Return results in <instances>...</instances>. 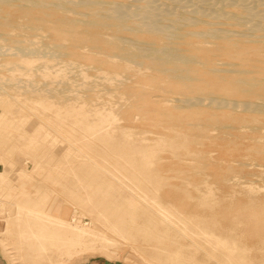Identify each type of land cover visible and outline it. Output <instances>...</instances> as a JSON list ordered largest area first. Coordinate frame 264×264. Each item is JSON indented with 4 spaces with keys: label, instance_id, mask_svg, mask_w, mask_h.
<instances>
[{
    "label": "rangeland",
    "instance_id": "1",
    "mask_svg": "<svg viewBox=\"0 0 264 264\" xmlns=\"http://www.w3.org/2000/svg\"><path fill=\"white\" fill-rule=\"evenodd\" d=\"M122 1L132 6L139 2ZM154 2L163 6L162 0ZM172 2L165 0L166 5L176 7ZM2 6L10 17L16 18L17 12L12 5ZM3 25L0 24V30L7 40H0V43L9 45L17 38L19 30ZM41 25L38 33L46 35V41L51 38L62 40L64 60H78L83 64H80L82 68L69 66L65 70L73 71L70 73L75 75L80 69L83 76L69 78L68 71L57 72V61L63 59L52 61L36 56V60L35 56L11 55L7 50L0 53V78L25 74L16 78L20 90L7 85L6 90L0 88V254L6 264L45 263L38 257L34 263L29 261L30 255L34 256L38 250L27 245L29 240L20 235L22 229L30 231L28 226L36 228L33 222H48L49 227L59 229L66 224L56 221L64 218L79 228L94 225L95 229L110 236V231L101 225L103 217L100 215L96 221L98 213H105L109 221H114L124 210L135 215L136 222L132 227L137 228L143 212L155 214L158 208L168 213L169 223L155 219L154 233L163 234L161 230L166 227L168 242L154 243L151 247L148 242L142 244L143 238L132 240L112 235L113 240L107 243H75V251L61 260H51V264H81L94 258L118 264H192L194 258H201L206 264H217L223 261L225 252L231 247L236 249V254L243 251L246 257L243 264H264V146L248 141L251 132L235 128L225 135L224 130L217 127L223 122L222 118L231 113L228 109L179 107L173 101L182 96L179 84L169 82L161 75L147 74L146 69L138 70L134 64L123 63L116 57L107 58L105 48L85 46L76 49L77 54L69 52L67 41H81L86 36L80 28L73 33H64L54 30L48 23ZM26 38L38 40L37 34H27ZM139 38L149 37L140 35ZM228 56L227 52L222 53L217 60L225 61ZM259 57L264 60V52L247 55L250 61ZM19 62L38 67H33L35 71L19 69V73L18 69L10 68L11 64L10 69L5 64ZM52 63H55L54 67ZM26 71H45L43 74L50 71L47 78L37 77L36 82L39 85L47 83L44 85L54 89L65 87L64 93L61 90L63 94L50 96L35 90L23 92L26 85L34 89L37 84L28 79ZM106 72L121 78H116L111 86L101 79ZM66 75L72 81L66 79ZM210 89L224 92L230 87L225 83L216 86L198 82L187 94L203 95ZM108 110L113 114L110 119L104 117ZM234 114L249 119L256 117L255 123L264 122V114L260 112ZM196 123L203 126L199 129L194 126ZM263 132L264 128H261L262 138ZM28 136L33 143L29 142ZM123 195H134L137 205H123ZM113 203L117 209L111 208ZM46 215L49 216L47 222L43 218ZM197 228L203 230L200 236L204 234L209 240L208 244L202 243L207 251L203 254L192 250L193 246L189 247V244L193 245L190 237L196 236ZM172 237H178L179 244L170 243ZM215 237L219 238L218 252L212 249ZM170 249H177L178 254L169 255Z\"/></svg>",
    "mask_w": 264,
    "mask_h": 264
},
{
    "label": "bare ground",
    "instance_id": "2",
    "mask_svg": "<svg viewBox=\"0 0 264 264\" xmlns=\"http://www.w3.org/2000/svg\"><path fill=\"white\" fill-rule=\"evenodd\" d=\"M172 1L176 7L171 8L170 6L172 5H166L167 3L165 4V0H162L161 2L163 6L155 4L156 2H154V0H139V2L133 6L124 4V1L122 0H0V6L3 4L12 5L17 12L16 18L13 19L9 16L7 10H4L0 7V24H4L6 27L8 25V27L10 26L12 29L19 30L17 33V38H14L12 41L10 40L12 43L9 45L5 44V42V45L2 43L3 41L7 40V37L5 36L3 30H0V40L2 41L0 43V53H3L4 50H7L10 51L9 53L11 55L20 53L29 57L39 56L40 58H51L52 61L56 60L55 58H58L59 60L63 59L60 62L57 61L59 64L57 72H62V70H65L66 68L69 69V66L71 68H82L81 65L83 64L78 60H64L63 56L65 52L63 49V43L61 42L62 40L59 41V39L51 38V41H46L45 39L47 36L38 33V30H41L43 27V25H41L42 23H48L53 27L54 30L64 33H73L76 31V29L80 28L81 31L86 34V36L81 41H67V43H70L68 45L66 44V48H69V52H74L77 54L76 49L85 46L86 48H105V54L107 55V58L116 57L123 63H130L132 65L134 64L138 70L146 69V71H142L147 72V74L161 75L167 81L179 84L181 93L180 95L182 96L173 99V101L179 104V107H196V109L197 107L228 109V111L231 113L226 114L224 118H222L223 122L220 124V127L217 128L223 129L226 133L225 135L231 133V129L236 128L237 130L242 131L240 128H245L246 131L251 132V135H249L248 138L249 142H252V144H255L259 147L264 146V144H262V142L264 143V138L260 136V129L264 128V122L261 123L259 121V123H255L253 121L256 117L249 119L244 115L234 114L238 112L257 114L260 112L264 114V60H260L259 57L258 59L254 58L250 61L249 58H247V55L250 52H264V0ZM188 1L195 3L191 4L188 3ZM4 25L2 27H5ZM233 27H238V29ZM7 34L10 33L7 32ZM27 34H37L38 40H29L26 38ZM140 35H147L149 38H139ZM39 37L42 39L39 40ZM197 41L202 43L198 45L196 44ZM207 43L210 45H205ZM225 52H227L229 56L225 59V61L218 62L217 58H219V56ZM35 59L37 60V57ZM5 64H7L6 67L8 68L11 64L12 67L10 68L16 71L18 69V72L20 71L19 69H32L35 71L33 67H38L31 63L28 64V62ZM53 64L55 63H52V66ZM87 66L90 67L91 65ZM86 68L87 67H85V69ZM2 70L4 69L2 68ZM65 71L69 72V70ZM29 72L26 73L28 79L35 82L37 77L45 79L47 78V75L51 73L50 71V73L48 72L46 74H43L45 71L43 73L39 71H37L39 73ZM70 72L73 73V71ZM81 72L82 70L79 69L78 73L80 74ZM20 74L17 73L16 76L19 78L20 76L18 75ZM79 74L75 73V75H73H82ZM23 75L25 76V74ZM23 75L21 74V76ZM62 75H65V73H62ZM67 75L66 79L72 81L69 78H71L70 76L73 77V75L70 73L69 78ZM143 75L144 74H142V76ZM114 76L106 72L101 79L102 81L107 82L108 84L110 83L109 85H111L117 81V75L116 78ZM17 77H14L11 74L10 76L7 75L5 77H1L4 80L2 81L0 78L2 82V84H0V88L4 90L5 85L10 88L12 87L13 89L16 88L17 85L15 82L17 81ZM62 77L60 76V78ZM76 78L77 77H75V79ZM55 82L56 81H54V83ZM198 82H205L211 85L216 84V86L225 83L229 85L230 89L224 92L210 89L203 95L187 94V91H192L195 89ZM31 83L33 84V82ZM72 83L74 84L76 82ZM37 84V87L33 86L35 87L34 89L30 88L29 85H26L22 91L28 92L29 90H35L39 93H44L45 95L46 93L50 94L51 96L52 94H63L64 90L66 89L65 87L60 88L61 84L59 85L60 89H57V87L54 89L47 85L45 86L44 84L47 83H41L42 85H39L38 82ZM77 84L78 83H76V86H78ZM82 84L80 83V85ZM66 87L68 88V86ZM61 90H63V93L60 92ZM114 93L115 92H113V94ZM116 94L117 93H115V95ZM101 107L102 106H100V108ZM81 110L83 111L82 108ZM98 110L99 108L97 111ZM106 114L107 115L104 117L109 119L113 115L111 110H108ZM258 119L260 120V118ZM208 122L211 121L209 120ZM194 126L200 129V127L203 125L196 123ZM35 128L37 129V127ZM26 136L27 135H25L23 139H25ZM238 136L240 137V135ZM201 137H203V135ZM243 137L244 136H242V138ZM29 138L30 136H28V139ZM31 139L32 138L29 139V142L33 143L34 141L32 142ZM98 185L101 186V184ZM250 196L251 195L249 192V197ZM121 197L123 198V205L130 206L129 204L132 203L137 205L134 195H123ZM90 204L92 205V203ZM111 208L117 209L115 203L111 205ZM121 212L122 213H120L117 219L114 221H109L106 216L107 214L97 212L98 215L96 216V221L100 219V215L103 217V220L100 221L102 223L101 225L103 228H106L110 231V236L100 229H95L94 225L91 227L85 226L83 228H79L78 226L68 223L64 218H61V221H56L61 225L66 224L64 227L59 229H56L55 226L49 227V224L46 221L48 220L49 216H43L44 221H46L47 224H43L42 221L33 222L34 224L32 225H37L36 228L33 227V229H31V227L28 226L30 231H26L25 229L21 230L20 235L29 240V244L27 245L32 247L35 246L38 250L34 256L30 255L29 261H33L31 263H34L35 259L39 258L41 261L45 262L44 264H51V260L52 262L61 260L62 257L69 256L72 251H75V243H91L92 241L107 243L106 241L113 240L112 235H119L132 240H134V238H143L144 243L142 244H146L148 242L152 244L151 247L155 245L154 243L162 244L164 243L163 241L168 242V236H166L168 229L166 227L161 230L163 234L154 233V228L156 230V225L154 226L155 219L158 218L157 220L160 219L166 223H169L167 212H163L159 208L155 214L143 212L142 215H140V219L142 220L137 228L132 227L136 222L135 215L127 214L124 212V210H121ZM126 225H128L129 228ZM23 230L24 232H22ZM201 230L202 229L197 228L196 236L194 238L190 237V239H192L190 242L193 245L189 244V247L191 248V246H193L194 249L192 250L200 251L203 254L206 250L202 243L208 244L209 240L207 239L208 237L203 236L204 234L200 236ZM41 231L43 233L40 234ZM177 238L172 237L170 239V243L179 244ZM211 241L212 239H210V242ZM218 244L219 238L214 240V242L212 241L213 251H219L220 247H217ZM231 248V250L225 252L223 261H218L217 264L244 263V258L246 257L243 251L241 250L240 253L236 254V249H233V247ZM170 251L168 250L169 255L173 256L174 254V256H176L178 254L177 249L176 251L170 249ZM51 253H54L55 256L52 257ZM194 259L192 260L194 261L192 264H206L204 259Z\"/></svg>",
    "mask_w": 264,
    "mask_h": 264
},
{
    "label": "crops",
    "instance_id": "3",
    "mask_svg": "<svg viewBox=\"0 0 264 264\" xmlns=\"http://www.w3.org/2000/svg\"><path fill=\"white\" fill-rule=\"evenodd\" d=\"M0 264H6V262L3 260L1 254H0ZM81 264H118L116 262L107 261L104 259L94 258V259H88L86 261H83Z\"/></svg>",
    "mask_w": 264,
    "mask_h": 264
}]
</instances>
